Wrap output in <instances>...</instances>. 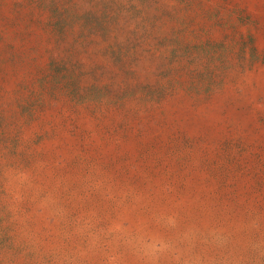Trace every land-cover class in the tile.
Listing matches in <instances>:
<instances>
[{"label":"rangeland","instance_id":"rangeland-1","mask_svg":"<svg viewBox=\"0 0 264 264\" xmlns=\"http://www.w3.org/2000/svg\"><path fill=\"white\" fill-rule=\"evenodd\" d=\"M0 264H264V0H0Z\"/></svg>","mask_w":264,"mask_h":264}]
</instances>
